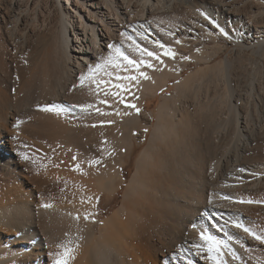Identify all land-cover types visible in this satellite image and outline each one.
Listing matches in <instances>:
<instances>
[{
    "label": "bare ground",
    "instance_id": "obj_1",
    "mask_svg": "<svg viewBox=\"0 0 264 264\" xmlns=\"http://www.w3.org/2000/svg\"><path fill=\"white\" fill-rule=\"evenodd\" d=\"M111 2L116 8H122L118 0ZM159 2L161 0H156ZM192 2L189 7L198 3L212 9L217 7L228 18L235 13L233 7L221 0ZM22 4L20 0H0L3 42H18L26 29V26L19 27L26 18V7L23 9ZM154 6L152 3L150 8ZM250 11L248 17L255 15L258 19L254 37L264 38V0L259 1L256 10ZM65 27L59 31L62 35L43 44L36 53L26 52L25 56L23 52L14 98L6 92L8 88L0 87V264H53L55 254L63 251L58 245L73 249L69 264H217L215 253L209 259L206 246L195 247L204 243L200 239L201 232L220 243V264H264V244L235 227L239 223L258 235L264 234V110L254 131L250 129L247 114L236 113L231 132L228 121L217 117L218 106L214 109L205 104L204 111L201 112L202 108L201 113L197 112L198 118L207 124L199 137L196 136L199 128L193 121L196 114L190 111L191 118L186 108L176 105L175 98L169 99L171 103L166 102L167 110L160 113L145 146L143 159L147 161L142 160L139 172L132 177L122 206L109 218H102L100 213L112 204L121 186L123 143L122 147L113 144L110 147L94 137L119 136L121 143L140 127L138 143H142L152 116L142 112L125 125L136 111L119 105L118 97L112 95L114 88H96L89 83H86L88 87L77 88L76 94L71 92L69 96L72 103L92 105L91 109L81 111L70 108L67 103L63 106V90L68 87V81H72L74 71L70 64L73 57L67 50L68 39L64 36ZM106 29L110 30L107 24ZM90 30L95 36L93 25ZM98 35L99 39L103 38L102 33ZM83 41L78 42V48L82 49V57L87 58ZM168 48L175 51L172 46ZM75 61L82 65L78 58ZM181 67L166 68L159 84L167 75L179 73ZM140 70L146 72L144 68ZM117 72L139 75L138 72L114 71L106 80L115 83ZM194 79L195 75H190L179 86L188 91ZM136 81L123 82L131 89L125 99L143 110L140 103L132 101ZM154 90L155 86L151 87V91ZM105 92L109 94L105 96ZM111 96L116 97L117 104L101 103ZM35 97L42 100L39 103L54 104L59 109L47 112L42 118L44 130L39 137L49 143L54 141V147H43L40 155L36 151L32 154L23 151L21 141L13 140L6 132L7 114H15L10 108L20 107L21 111L33 103ZM102 121H111V126L104 127ZM85 138L94 139L85 144L82 142ZM227 138L235 139V144H228ZM63 141H68V145H62ZM61 154L75 157L78 163H72V167L79 165L81 170L66 173L58 167L60 164L56 166L57 156H63ZM32 163L41 169L33 171L34 166L29 168ZM44 204L51 206L45 208ZM86 214L89 215L87 220Z\"/></svg>",
    "mask_w": 264,
    "mask_h": 264
},
{
    "label": "rangeland",
    "instance_id": "obj_2",
    "mask_svg": "<svg viewBox=\"0 0 264 264\" xmlns=\"http://www.w3.org/2000/svg\"><path fill=\"white\" fill-rule=\"evenodd\" d=\"M21 1L23 3L22 8L26 7V18L24 19V24L22 23L19 27L24 28L26 26V29L22 34L19 33L21 35L20 40H18L20 45L12 40L3 42L0 38V87L4 90L8 88L6 92L11 98H14V92L17 88L16 86H18L19 64H22L23 52H25V56L26 52L29 54L36 53L47 42L54 41L56 39L54 37H58L59 31L62 28L64 29V25L66 26L64 36L68 39L69 44L67 50L70 56L73 57L70 60V64L71 68H74L72 81L69 80L67 83L68 87L66 86L67 89L64 87L63 90L64 107L67 106L65 103L70 108L76 105L74 102L72 103L73 100L69 96L71 92L75 95L77 88H86L89 86L87 85L88 83L93 86L88 79L81 86L79 77L96 63H104L109 55L108 45L116 44L130 58L137 60L141 59L139 51L135 50L137 44L158 54L161 49L153 41H159L167 47L172 46L175 49V58L162 57L163 64L158 63L156 60H151L147 56L143 57V59L151 61L154 65L152 69L144 68L149 79L139 78L132 93V101L140 103L143 110L140 109L139 114L135 113L129 116L124 123L125 125L129 124L140 113L142 115V112L143 114L151 115L152 122L147 127L146 140L138 143L142 130L140 127L126 141L121 143L118 141L119 136L104 135L102 138L99 135H95L94 137L96 140L100 138L104 144H108L110 147L112 144L113 146H120L123 143V147L121 145L122 149H120L122 152L120 162L123 168V170H120L121 186L116 191L118 195L112 201V204L100 213L102 218H109L122 206V201L128 195L125 190L130 185L132 177L139 172L142 160L147 161V159H143V152L151 139L160 113L162 111L165 112L166 102H170L175 98L178 101L176 105L179 108L184 110L186 108V111L196 114V119L194 115L193 121L197 123V128H199L197 130H200L196 132V136L199 137H201V131L205 132L207 127L206 122L198 118V113L202 108L201 112L204 111L205 104L218 109L216 112L219 113L217 117L228 121V128L231 132L233 130L231 128L235 126L236 113L247 114L248 120H251V122L248 121L250 129H253V131V127L262 117L261 113L264 110V38L254 37L257 36L255 21L258 19L255 15L248 17L251 14L250 10L258 8L260 0H221L228 4L227 6L235 9L234 15L230 18L222 14L217 7L212 9L211 6L200 3L189 7L193 0H161L160 4L156 3V0H147L145 3L143 0H130L128 3L126 2L127 0H118L122 8H119V6L116 8L114 3L112 4L111 2L113 0ZM152 3L153 6L154 4L156 6L151 9ZM249 7L252 8L249 9ZM192 10H194V13ZM140 11L142 13H139ZM210 21L214 22L218 27H214ZM259 21H261V18ZM188 22L193 23V25ZM106 24L110 28L109 31L106 29ZM92 25L96 32L95 36L90 30ZM188 25H192V27L184 28V26ZM260 25H263V22H260ZM10 27L11 25H9ZM181 28L183 31L179 30ZM99 32L103 34L104 39H99ZM39 37L42 39L40 40ZM81 39L84 40L83 49L88 51L87 58L82 57L80 54L82 49L78 48V42ZM112 51L114 53V50ZM184 57H188V59H184ZM77 58L82 61V65L79 66L77 64L75 61ZM179 66H183L179 69V73L167 75L165 81L159 84L166 68L175 69L179 68ZM112 69L111 66H106L105 71L123 70V68L121 70ZM99 75L104 80L112 77L105 75L104 71L100 72ZM190 75H195L194 84L188 91H183V87L179 85ZM153 86H155V90L151 91ZM182 91L184 92L183 96ZM178 94L179 96H176ZM111 97V99H105L108 102L105 105L112 106L117 104L116 97ZM178 98L180 99L178 100ZM35 99L33 103L25 106L21 111L20 107L15 110L10 108V112L15 114L11 116L7 114L6 132L13 140L15 138L16 140L18 139L19 143L21 141V149L24 148L23 151L26 150L29 154L36 151V154L39 152L40 155L42 153L40 149L43 147L48 148L49 145L50 148L54 147V141L50 140L51 142L49 143L46 138L39 137L44 130L42 118L47 112L39 110L38 106L50 103H39L42 100H38V97H35ZM54 102L56 103V101ZM119 105L123 106L122 104ZM214 106L218 107L215 108ZM196 108L197 110H195ZM107 122L103 123L104 127L111 126V123ZM26 129L28 130L26 131ZM112 137L117 138V140ZM94 138H85L82 139V142L89 144ZM230 139L227 138L225 141L232 146L236 141H234L235 139L230 141ZM60 143L64 146L68 145V141ZM46 144L47 146H45ZM55 144L57 143L55 142ZM57 158L60 163L56 161V166L60 164L58 167L63 168L64 172L78 173L81 170L80 167H72V163H78L77 159H72L67 157V155L57 156ZM152 161L155 162V160ZM32 164H29V168L34 166L35 168H32L34 171L38 166L36 163V165ZM38 169L40 170L41 167L39 166L37 171ZM37 171L32 172V176Z\"/></svg>",
    "mask_w": 264,
    "mask_h": 264
},
{
    "label": "snow or ice",
    "instance_id": "obj_3",
    "mask_svg": "<svg viewBox=\"0 0 264 264\" xmlns=\"http://www.w3.org/2000/svg\"><path fill=\"white\" fill-rule=\"evenodd\" d=\"M203 15V14H202ZM208 19L207 17H205ZM210 23H213L214 27H218V25H215L214 22L210 21ZM154 44H156L160 49L161 52L158 54L157 52L151 51L147 48H143L140 45H136L137 51H139L141 55V59H133L130 58L129 55H127L124 51H122L121 47L117 46L116 44H110L108 45L109 49V55L104 61L103 64L96 63L93 67H89L87 69L86 73H82L79 77V83L81 86H83L86 79L90 80L91 83L96 87L100 88L101 86H110L111 88H114L115 91L112 92L113 96L118 97V102L123 104L127 108L134 109L137 114H139L140 109L135 105L131 104L125 99V95L131 93V89L124 84V81H136L139 78L143 79H149L147 74L144 71H141V68H154V65L145 59H143L144 56H147L151 60H156L158 63L163 64L162 57H168L174 59L176 56V53L170 50L166 45L162 44L159 41H153ZM179 43V41H177ZM114 50V53L113 51ZM184 59H188V57H184ZM106 66H111L114 70H119L123 68L125 72H138L139 75H120L119 72L115 74V83H113L112 80H104L100 77V72L104 71V74L111 77L113 76V72H107L105 71ZM109 93L105 92L104 95L107 96ZM101 103L107 104V100H102ZM73 108H79L81 111H87L89 108L92 107V105H73ZM39 110L45 111V112H52L54 110L59 111L58 107L54 104H46L43 106H38ZM97 112L100 110L97 108ZM103 114V113H101ZM119 114V113H118ZM105 123V122H101ZM107 123H111V121H108ZM95 127V125H93ZM73 159H76L73 157ZM95 163H99V161H96ZM78 168L79 165H76ZM244 202V201H241ZM252 201H248V203H251ZM49 204H44L43 207L47 208L50 207ZM79 219V217H76ZM85 220L89 219V215H85ZM235 227L242 228L244 232L248 233V235L252 236L254 239L258 240L261 244H264V234L258 235L254 232H252L251 229L244 227L243 225L236 223ZM200 239L203 241V244L195 245L197 248H203L207 247V252L209 254V259L212 258V254L215 253L217 257V264H220L219 256L222 252L221 245L218 241H216L212 236L208 235L206 236L204 232L200 233ZM57 247L63 248L62 253L58 252L56 253V259L54 260L53 264H69V261L73 258L72 253L73 249L71 247L58 245Z\"/></svg>",
    "mask_w": 264,
    "mask_h": 264
}]
</instances>
